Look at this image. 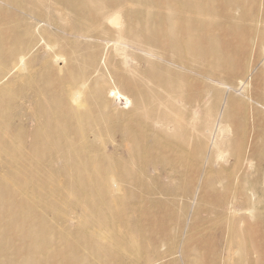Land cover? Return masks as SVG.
I'll use <instances>...</instances> for the list:
<instances>
[{
  "label": "bare ground",
  "instance_id": "6f19581e",
  "mask_svg": "<svg viewBox=\"0 0 264 264\" xmlns=\"http://www.w3.org/2000/svg\"><path fill=\"white\" fill-rule=\"evenodd\" d=\"M177 261L264 264V0H0V264Z\"/></svg>",
  "mask_w": 264,
  "mask_h": 264
},
{
  "label": "rangeland",
  "instance_id": "374dc122",
  "mask_svg": "<svg viewBox=\"0 0 264 264\" xmlns=\"http://www.w3.org/2000/svg\"><path fill=\"white\" fill-rule=\"evenodd\" d=\"M45 13L51 20H54L57 24V26L55 27L51 24L41 23V25L45 26L48 29V33L59 36L62 39H67L69 48H77L85 43L83 39L76 36V31L69 26L73 23V20L68 15H57L52 9L46 7ZM45 51L46 49L40 46L38 51L33 56H31V62L33 64V70L31 72L35 78L33 85H30V87L25 86V93L23 95L24 98H22V102H20L18 105L15 104L13 108L16 114L15 121L13 122V126L11 128L12 136L16 139L14 143L18 145H22L23 143L28 149H30L33 145L32 134L36 129V125L39 122H43L46 120V115L41 112V109L50 106L49 97L41 91L40 82L37 80V72H39L45 66ZM59 51L61 52L62 50L59 48H54L52 53L49 54L58 55ZM128 52L131 55V53H133V50L129 49ZM130 61H132V58H130ZM139 63L140 62L136 64L139 65ZM141 66H145V63L141 62ZM22 84L23 82L17 81L13 83L12 86L18 90V88L24 87L21 86ZM37 94H40L41 98L37 96ZM20 128H22L23 131L27 133V137L23 140L17 136V132ZM127 149L128 147L118 150L117 153L122 154L123 157L127 158L129 156V152ZM108 150L112 151L111 146L108 147ZM167 170L169 169L167 168ZM163 171L166 172L165 168L163 169ZM122 183L124 184V182ZM167 242H164L165 244L162 247L163 252L167 251L169 248V244ZM179 244L180 243L177 241L176 245ZM177 264H180V262L177 261Z\"/></svg>",
  "mask_w": 264,
  "mask_h": 264
}]
</instances>
